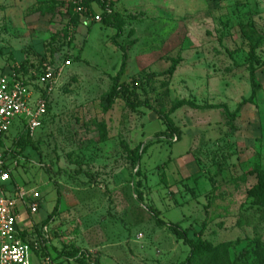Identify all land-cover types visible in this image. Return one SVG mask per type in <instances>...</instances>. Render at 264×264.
Segmentation results:
<instances>
[{
	"label": "rangeland",
	"instance_id": "rangeland-1",
	"mask_svg": "<svg viewBox=\"0 0 264 264\" xmlns=\"http://www.w3.org/2000/svg\"><path fill=\"white\" fill-rule=\"evenodd\" d=\"M69 5L0 0V76L66 67L33 136L18 139L15 123L2 138L11 182L38 194L26 198L35 215L18 204L19 226L30 224L28 239L40 246L31 264L42 255L58 264H181L188 247L147 208L190 239L229 244L232 260L250 256L264 244V206L246 195L254 166L264 172V0H94L76 26ZM123 53L120 83L151 109L107 105ZM177 102L185 105L169 116L171 136L158 114Z\"/></svg>",
	"mask_w": 264,
	"mask_h": 264
},
{
	"label": "built area",
	"instance_id": "built-area-1",
	"mask_svg": "<svg viewBox=\"0 0 264 264\" xmlns=\"http://www.w3.org/2000/svg\"><path fill=\"white\" fill-rule=\"evenodd\" d=\"M72 5L75 13H86L83 0H72ZM93 19L100 21V16ZM64 64L67 65L68 62ZM63 68V64L38 68L37 72L32 73L35 80L31 83L14 70L0 76V143L15 123L20 126L23 136L30 138L42 126L50 97L59 84ZM35 89L37 90L34 91ZM12 157L11 148L3 144L0 147V264H31V252L38 251L40 246L35 241L31 245L20 237L21 232H27L25 228L32 226H19L23 215L19 212L18 204L22 205L29 216L35 215L37 206L27 203L26 198L28 194H33L34 197H38V194L34 190L25 191L12 184L9 170V158ZM8 184L11 185V190L7 187ZM43 230L46 231L45 226ZM38 264L57 262L42 255Z\"/></svg>",
	"mask_w": 264,
	"mask_h": 264
},
{
	"label": "trees",
	"instance_id": "trees-1",
	"mask_svg": "<svg viewBox=\"0 0 264 264\" xmlns=\"http://www.w3.org/2000/svg\"><path fill=\"white\" fill-rule=\"evenodd\" d=\"M94 0H83L84 6L87 7L89 3H91ZM100 7L104 9V5L100 3ZM70 20L73 24V26H76L79 21V14L73 12V5L70 6ZM106 15V14H105ZM117 32L114 35V38H117L120 34L119 28H116ZM54 39L50 40V46L53 45ZM58 49H51L50 51V58L53 61H56V54ZM79 58H75V61H78ZM176 60H171V65L168 68V70L165 72L166 75L171 77L175 71L176 67ZM126 66V53H123V61L120 65V68L113 78H111L112 84L109 89V92L106 95V103L108 106H111L116 99H121L124 101L126 107L130 109H137L140 107H145L148 109H151V107L148 105L146 101L141 102L139 100L131 101L129 99V96L132 94L131 90L128 86L121 84L120 80L122 75L124 74ZM253 70L251 68V74H250V80L252 82V85L254 88L257 87L254 80ZM15 73L18 75H21L23 78H25L28 82H32L35 80V76L32 75L31 69L27 66H21L19 69H14ZM155 74H151V76H154ZM156 76V75H155ZM27 83V82H26ZM36 87V86H35ZM253 94V92H252ZM184 102H177L172 108L166 113V114H158L159 119L162 120L166 131L169 132V135L176 134L178 135V130L174 126L172 120L170 119V115L177 110L178 108L182 107ZM49 104L47 106V114H48V108ZM23 139L24 141H28L30 137L23 136L22 130L18 132V139ZM17 142V141H16ZM124 151L127 153L128 158L134 162L138 160V156L136 155L135 151H131L127 148V146L122 142L121 143ZM3 144L0 143V147H2ZM251 174L255 175L256 178V184L251 187L247 192L246 195L248 198L255 199V204L258 206H264V172L259 166H254L253 170L251 171ZM56 209V207L54 208ZM149 215L151 216L154 224L157 227H166L170 230L172 235L179 241H181L184 245L188 247V255L184 259V261L181 264H264V244L256 243L253 246L252 251H250V256L244 252V256L240 260H232L229 257V244L223 243L217 247H213L208 241H205L201 239L200 237L196 239H190L187 235V231L182 229L178 224L176 223H165L163 220H161L158 216V212L152 208L146 209ZM202 228L204 229V223H202ZM20 237L24 241H28L31 245L33 244V241L28 239V234L26 231H23L20 233ZM44 256V255H43ZM240 261V263H238ZM58 264V263H57Z\"/></svg>",
	"mask_w": 264,
	"mask_h": 264
},
{
	"label": "crops",
	"instance_id": "crops-1",
	"mask_svg": "<svg viewBox=\"0 0 264 264\" xmlns=\"http://www.w3.org/2000/svg\"><path fill=\"white\" fill-rule=\"evenodd\" d=\"M118 5V4H117ZM66 69V67L65 68H63V71ZM12 184H13V182H12ZM143 259V258H142ZM144 260V259H143ZM145 260H146V258H145Z\"/></svg>",
	"mask_w": 264,
	"mask_h": 264
}]
</instances>
